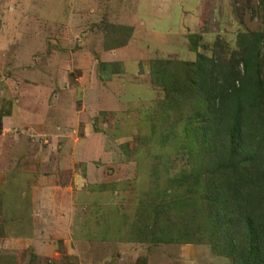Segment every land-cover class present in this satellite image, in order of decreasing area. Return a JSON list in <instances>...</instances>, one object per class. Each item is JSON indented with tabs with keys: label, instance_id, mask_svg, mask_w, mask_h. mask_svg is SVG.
<instances>
[{
	"label": "rangeland",
	"instance_id": "1",
	"mask_svg": "<svg viewBox=\"0 0 264 264\" xmlns=\"http://www.w3.org/2000/svg\"><path fill=\"white\" fill-rule=\"evenodd\" d=\"M262 14L259 0H0V264H232L198 233L132 230L193 167L197 112L165 114L152 72L213 52L227 67Z\"/></svg>",
	"mask_w": 264,
	"mask_h": 264
},
{
	"label": "trees",
	"instance_id": "2",
	"mask_svg": "<svg viewBox=\"0 0 264 264\" xmlns=\"http://www.w3.org/2000/svg\"><path fill=\"white\" fill-rule=\"evenodd\" d=\"M259 5L264 24V0ZM188 38L190 50L197 52L198 37ZM236 38L227 67L213 52L198 54L194 63H159L152 72V85L166 97L165 114L171 116L170 109L175 115L184 103V112H197L184 123L193 167L171 179L181 189H172L171 200L143 207L137 219L142 226L132 232L165 243L191 240L198 233V242L212 243L232 264H264V31ZM167 115L161 114V124ZM174 222L175 233L166 228Z\"/></svg>",
	"mask_w": 264,
	"mask_h": 264
},
{
	"label": "crops",
	"instance_id": "3",
	"mask_svg": "<svg viewBox=\"0 0 264 264\" xmlns=\"http://www.w3.org/2000/svg\"><path fill=\"white\" fill-rule=\"evenodd\" d=\"M113 54H114V52H113ZM114 60H115V59H113V61H112V60H111V61H105V62H108V63H104V64L102 63L101 66L103 67V69H104V67L109 68V67L111 66V64L114 63ZM111 68H112V67H111ZM121 72H122V71H121ZM113 74L118 75V74H119V70H118V69H114Z\"/></svg>",
	"mask_w": 264,
	"mask_h": 264
}]
</instances>
